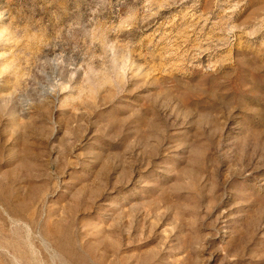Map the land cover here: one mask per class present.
<instances>
[{"label": "rangeland", "instance_id": "1", "mask_svg": "<svg viewBox=\"0 0 264 264\" xmlns=\"http://www.w3.org/2000/svg\"><path fill=\"white\" fill-rule=\"evenodd\" d=\"M0 264H264V0H0Z\"/></svg>", "mask_w": 264, "mask_h": 264}]
</instances>
